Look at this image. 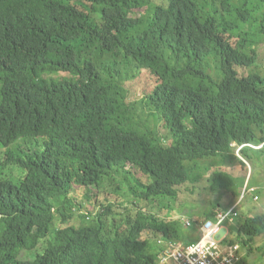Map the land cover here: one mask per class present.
I'll use <instances>...</instances> for the list:
<instances>
[{
  "label": "trees",
  "instance_id": "1",
  "mask_svg": "<svg viewBox=\"0 0 264 264\" xmlns=\"http://www.w3.org/2000/svg\"><path fill=\"white\" fill-rule=\"evenodd\" d=\"M262 39L264 0H0V264H158L159 242H198L161 210L216 159L210 191L238 199L223 161L236 151L255 175ZM143 73L150 88L128 101L125 82ZM77 188L97 215L70 213ZM236 218L226 243L249 252L264 212Z\"/></svg>",
  "mask_w": 264,
  "mask_h": 264
},
{
  "label": "rangeland",
  "instance_id": "2",
  "mask_svg": "<svg viewBox=\"0 0 264 264\" xmlns=\"http://www.w3.org/2000/svg\"><path fill=\"white\" fill-rule=\"evenodd\" d=\"M252 5L257 4L258 0H251ZM254 50H256L259 53L260 56V62L257 64V67L255 70L260 72L262 75H264V39H262L259 43L255 44L252 47ZM250 72V70H248ZM125 86L128 90V101H138L144 94L145 91L150 88L151 86V80L149 76L145 73L137 75L134 78H130L125 82ZM142 119L146 121V124L151 127V129H156L158 128V131L162 135H167L166 131H163L162 129H159V125L157 121L153 120L151 117H148L147 114L142 116ZM235 146V145H234ZM236 147V146H235ZM237 149V147H236ZM235 149V151H236ZM236 155L239 153L236 151ZM251 155L257 165V169L255 170V175L252 174V166H251V174L249 176V179L246 178L245 176V169L239 166V161H237L232 155H226L223 158V161L227 163V166H231L233 168V171H235L234 174V183L235 185L232 187L235 189V193L238 194V199H234L235 197L233 194L229 193L228 191H218V192H213L210 191L209 189V182L208 180L211 177V174H194L193 175V180L195 183H192L195 186V193L191 194H183L180 196L178 201L176 200L172 204H170L168 207L169 208H162L161 212L163 214L161 217L163 219H174L177 217V220H180L181 226H182V235L186 234V239L188 240L189 236L187 235L188 229L189 228H196V231L194 234L191 236L192 239L189 238L190 241H194L195 239V234L196 236L199 237L200 231L198 226H194V221L196 218H203L206 214H208L210 211H215V214L217 215L218 213H221L220 210L218 209V205L220 207H223L222 210H227L229 205L232 203L233 200H235L234 203L238 205V209L240 213L244 216H249L250 213L248 212V207L250 206L251 203H257L259 207L255 210L256 214H259L261 212H264V190L262 191V186L260 184L264 183V166L263 161H264V153L260 152H251L248 153ZM258 159L260 160V164L258 163ZM243 160V159H242ZM218 163L217 168H224L221 166L223 163L221 159H216L213 160L212 162H209L208 164L213 165L214 163ZM207 163L206 161H201L200 164ZM216 163V164H217ZM230 164V165H229ZM210 166H205L202 167L201 169L196 170L195 173H205L210 169ZM216 167V165H215ZM214 167V169H215ZM256 168V167H255ZM225 169V168H224ZM222 173H226L224 171H219ZM252 177V178H251ZM251 178V180H250ZM259 185V193H255V191L250 190L251 187H253L254 184ZM251 186V187H249ZM197 187V188H196ZM73 196L77 199L79 204H82V209L80 211H77L76 209H71L70 213H75L77 216L80 214L81 215H87L90 216L91 212H95L97 215V211H94L93 207L88 206L87 204L84 203L83 199V194L80 192V190L77 188L75 190V193ZM257 198V199H255ZM254 199V201H253ZM140 206V203H138ZM166 204L164 203V206ZM119 205H117L118 207ZM261 207V208H260ZM124 209L128 208L129 210L134 211V206H123ZM123 208H117L116 211H118L121 214H124L123 212L125 211ZM230 211V210H229ZM77 212V213H76ZM228 212V211H227ZM136 213V212H135ZM135 213H131L133 216ZM255 215V213L253 214ZM241 216V215H240ZM120 220L121 218L118 217ZM237 218L234 219V222H230V224H237L238 220ZM93 218H86L82 219L80 217H73V219L70 221L71 225H75L77 227L80 226H85L87 223L92 222ZM58 224L59 221L57 220ZM193 226V227H192ZM198 227V228H197ZM228 237H230V226L225 224ZM256 243L253 244L254 249L251 251L250 255H248V249L245 247L241 246L240 250L242 252V255H244L245 261L247 264H264V234L260 237H258L256 240ZM183 242H178V244H182ZM177 245V243H175Z\"/></svg>",
  "mask_w": 264,
  "mask_h": 264
},
{
  "label": "built area",
  "instance_id": "3",
  "mask_svg": "<svg viewBox=\"0 0 264 264\" xmlns=\"http://www.w3.org/2000/svg\"><path fill=\"white\" fill-rule=\"evenodd\" d=\"M235 209L218 213L215 220L201 226L200 240L196 243L176 245L159 242L164 250L158 264H240L243 258L240 245L226 243L228 233L225 224L234 222L238 216Z\"/></svg>",
  "mask_w": 264,
  "mask_h": 264
},
{
  "label": "crops",
  "instance_id": "4",
  "mask_svg": "<svg viewBox=\"0 0 264 264\" xmlns=\"http://www.w3.org/2000/svg\"><path fill=\"white\" fill-rule=\"evenodd\" d=\"M236 155V154H235ZM241 158V157H240ZM247 166H248V175H247V179H249V176L250 175H252L251 174V166L247 163ZM211 168V167H210ZM214 171H216V168L214 169V167H212L211 168V170L209 171V173H206V174H213V172ZM196 174H205V173H196ZM252 178V177H251ZM251 178H250V180H251ZM261 186H262V191L264 190V183H262V184H260ZM249 187H251V186H249ZM260 187H259V185L256 183V184H254L253 185V187H251V189L250 190H252V191H255V193H257V192H260L259 189ZM255 199H257V198H255ZM253 201H254V199H253ZM234 207H236L237 209L239 208L238 207V205L237 204H235L234 206H232L229 210H231L232 208H234ZM259 207V205H257V203L255 202H253V203H251L250 204V206L248 207V212L250 213V215H249V217H253V216H255L256 215V212H255V210L257 209ZM261 208V207H260ZM228 210V211H229ZM264 211V210H263ZM237 212V214L240 216L241 215V217L242 218H244V216L240 213V211H239V209H238V211H236ZM255 213V215H253ZM245 217H248V216H245ZM232 225H234V224H232ZM243 256V258L242 259H244V255H242Z\"/></svg>",
  "mask_w": 264,
  "mask_h": 264
}]
</instances>
